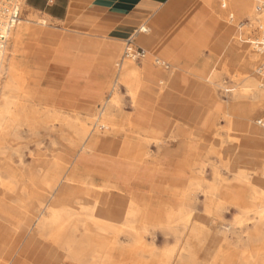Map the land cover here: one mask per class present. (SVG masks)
Returning a JSON list of instances; mask_svg holds the SVG:
<instances>
[{
	"label": "bare ground",
	"instance_id": "obj_1",
	"mask_svg": "<svg viewBox=\"0 0 264 264\" xmlns=\"http://www.w3.org/2000/svg\"><path fill=\"white\" fill-rule=\"evenodd\" d=\"M201 1L222 16H229V21L246 18L255 31L261 30L264 25V16L255 11L254 0H222L219 6L217 0ZM23 7L21 2L18 10ZM32 22L29 17L19 18L16 27L8 34L0 62V169L5 170L0 171V261L10 264L22 242L32 234L64 253L65 264H121L128 256L131 264H210L207 259L190 253L187 244H182L183 236L193 221L203 228L210 225L218 228L220 225L214 217L220 215L221 207L216 206L211 212L219 192L215 166H212L215 184L206 192L204 213L196 218H193L192 207L193 182L189 180L183 185L181 180L191 171L193 143L203 130L171 117L163 131L159 132L160 126L156 122L151 128L147 124L131 123L129 117L120 114L119 106L113 109L106 99L98 102L96 114L86 116V120L79 113H66L54 108L41 110L34 105V96L26 94L30 84L24 75L26 62L19 63L24 54L23 41L35 33L30 27ZM38 24L47 26L44 19H38ZM143 29L141 25L134 37ZM246 42L254 47L255 41ZM30 52L36 58L49 56L43 44L33 51L31 47H26L27 57L31 56ZM145 54L144 51V57ZM234 55L264 59V50H256L254 54L233 45L230 56ZM133 60L122 57L117 62L111 88L123 85L139 110L146 108L152 111L157 98L182 72L160 60L155 53H148L147 61L163 64L169 69L165 80L155 81L143 71L137 72ZM223 68L227 69V65ZM186 74L192 76L190 79L196 82L198 89L207 87L204 84L213 86L208 73L191 71ZM90 81L96 83L93 78L88 84ZM250 84L253 94L264 102V79L260 78L259 82L252 80ZM92 90L88 88L85 94H90ZM151 94L156 101L146 97ZM87 99L83 98L86 103ZM221 118L225 120V125L222 129L214 126L213 135L220 143L237 148L227 160V168L234 173L232 181L235 185L245 189L242 216L250 210L255 211L260 220V224L255 223L259 225L257 240L264 244V161L257 164L251 160L256 152L264 150V130L249 128L247 124L238 126L227 112H222ZM24 129L32 136L44 130L54 138L50 142L49 158L33 159L25 172H19L10 165L4 166L2 160L12 150L13 143L20 141ZM223 133H226L225 137ZM202 140L204 143L209 141L207 136ZM168 142L177 145V152L165 149ZM150 144L158 147L153 162L148 161L152 152ZM241 144L252 146L242 155L249 158V164L253 165L235 169L242 156L238 149ZM179 150L181 157L178 159ZM84 163H92L93 168L82 170L80 167ZM249 170L255 173L252 181ZM245 223L243 225H249ZM149 227L162 232L166 239H173V244L162 248L146 245L144 236L150 235ZM252 234L247 242L255 237ZM120 235L129 238L130 244H120ZM15 240L18 241L16 245ZM261 248L259 255H264ZM9 253H12L11 257L7 258ZM241 259L243 264H248L253 255L245 250ZM212 262L220 264L219 254Z\"/></svg>",
	"mask_w": 264,
	"mask_h": 264
},
{
	"label": "rangeland",
	"instance_id": "obj_2",
	"mask_svg": "<svg viewBox=\"0 0 264 264\" xmlns=\"http://www.w3.org/2000/svg\"><path fill=\"white\" fill-rule=\"evenodd\" d=\"M216 2L217 5L219 6V2L218 1ZM23 3H24V7L21 11H19L20 20L26 17L31 18L33 22L30 24V27L35 33L37 31L36 34L32 33V36L28 40L26 39L23 41L24 54L19 61V63L26 62V71L24 75L27 79V82L30 83L28 84L26 94L31 97L34 96L33 97L34 105L38 106V108H41V110L46 109L47 111H50L52 108H54V109H61L66 113L67 112L79 113L83 116V119L86 120L87 118L86 116L96 114L98 110L97 106H99L98 102L100 101L102 103V101L106 99L110 104H112L113 109L119 106L120 114L129 117L131 123H136V124L148 123V120L152 117L151 116L152 111H148L146 110V108H143V110L141 109L139 110L138 109L139 106L137 105V103L133 102L132 96H130V93L123 85H118L115 89L111 88V85L114 82L113 76L116 71L115 65L117 64V62L122 57L131 60V58L126 57L125 55V50L127 48L126 43L124 41H121L119 44L117 42V39L116 40L100 39V41L103 42H107V41L114 42L113 44L117 47L115 50L116 57H115V61L112 63L111 68L108 70L109 72L106 74V76H103V78L99 81V85L96 88H95L96 83L90 81V83L88 84L87 89L95 88L94 89L95 91L93 92L94 94L92 96L94 98L93 99L94 102L89 104L87 109H78V107L68 108L64 106V104H62L61 101L58 100V97H56L57 95L53 96L49 82L50 81L56 83L62 82L64 79L63 75H61L62 73L60 74V72L53 65H49L46 69H44L45 66H41L43 67V69H38L36 67L37 66L36 64L38 63L39 65L40 64L44 65V63H41V60L37 61V59H35V57L32 56L33 54L31 52H30L31 56L29 55L30 57H27L26 47L29 49L31 47L33 51L35 48L40 47V45L42 44L41 43L42 40L50 39L52 38L51 37L52 35H55V37L57 36V38L62 36L64 40L66 38L68 40L69 38L73 37L76 38L75 41L77 42H80L81 40H93V38L79 36L75 34L73 35L68 32L70 29L66 27H64L63 29L56 27L54 24L49 22L44 17L29 13L25 1ZM195 6H196V0H179L178 3L172 7L175 12L172 16L173 19L172 21L174 22L172 21L167 22L162 32L157 33L158 41L156 44H151L145 41L143 39L144 37L143 35L145 34H142L140 39L135 40L133 38L134 40L132 44H134V46L136 45L135 46L136 48H142L145 51L146 53L145 57L147 58L149 52H153V50L158 49L160 47V45H158L159 42L162 41L163 43H166L168 47L164 48L166 49L165 54L171 56L172 58H178L180 60L179 63L180 67H182L183 71H185L182 72L181 77L184 78H192V76L190 75H188L187 77L186 74L189 73L187 71H189L190 69H193L199 65H203V64L206 65V70L207 73L212 78L213 86L212 84L211 85L204 84V85L208 87L210 92V98L212 99L213 102L216 103V107H221L218 109V111H214V113L217 112L218 114L216 116L217 118L216 129H222V127H224L225 120L221 118V115L222 112L223 113L227 112L232 116L234 124L238 126L242 124H247L249 128L264 130V102L256 94H253L251 88L252 85L250 84L252 80H257L259 82L260 78L264 79V76L262 74L263 71L259 72L261 68L264 70L263 67L264 59L253 58L248 55H234L235 57L230 56L231 47L233 45H237L242 49H248L255 54L256 50L258 51V49L254 48L250 42L247 43L246 40L247 41L249 40L251 42L254 41L256 42L261 40L264 36V25L261 30L255 31L250 28L249 20H247L246 18H240V19L234 18V20L229 21V16H222L219 12L218 13L220 14V17L224 23L223 25L218 24L217 16L211 14H207L205 16L206 21L202 23L193 22L191 21L188 15H189V10H191L192 8L194 9ZM38 19L46 20L47 26L39 25ZM241 24L244 25L242 26ZM145 26H150V24H146ZM35 40L36 43H34ZM159 49L161 50V48ZM70 50H72L74 53L76 47H73ZM145 57L137 61L133 60L134 67L137 72L142 71L140 67L144 62V60H146ZM154 63L155 62H153L152 65L156 69H162L163 71H165V73L169 71L167 66L163 64H154ZM223 65H227V69L223 68ZM108 81L110 82L107 85ZM248 81L251 82L249 83ZM246 85L248 86V88H246L247 87ZM241 91L242 92L244 91L243 92L244 94ZM244 95H246V97H243ZM146 97H148L149 100L152 101H154L155 99L154 94L153 95L151 94L150 96L148 95ZM155 105L156 104H154V107ZM42 107L45 108L43 109ZM259 121H261V124L263 126L258 124ZM49 134L50 133L41 130L39 134H36L37 136L36 135L32 136L31 133L27 132L24 129L20 141H18L17 143H13L11 147L12 150H9V152L7 153L8 156L4 160H2L4 162L3 165L4 166L10 165L11 168L15 171L20 170L19 172H23V171L25 172L27 168L31 166L33 159L36 160L42 157L49 158L51 155L50 142L51 139L54 138L53 136L52 137L50 136L51 134L50 135ZM159 134L161 135V133ZM213 134L214 132H212L211 134H207L206 132L203 131L202 133L199 134V136H197L196 140H194L193 143L194 146L192 148V152L194 154L192 155V159L190 163L191 171H189L188 175L181 177L183 185L186 184V182H188L189 180L193 182V185L191 186V191L193 196L192 207L194 209L193 218L202 215V213H204L205 211L204 207H201L200 205L203 204L201 201L202 200L205 201V199L207 198L206 192L208 188L213 184H215L213 167H212L215 166L219 192L222 188L242 189L243 190L242 194L244 195L243 196L244 201L242 205L234 204L235 208L226 203L215 201L214 205H212L211 207V212L214 211L216 206L221 207L222 211L220 215L214 217V219L219 220L218 222L220 225L218 226V228H215V226L210 225L209 226L210 231H217V232L222 231L224 232V236H228L229 233L233 231L236 230L246 231L248 230V228H252V232L256 229L253 232V236H252V237L255 236L256 238L254 237L250 239L248 242L250 241L252 242V240L253 242H258L257 229L259 228V225L256 224H260L259 217L255 213V211L252 210L248 211L247 214L243 215L245 216V218L242 216L243 214L242 211L245 204V189L241 185L240 186L235 185V183L232 181L234 173L229 171L227 168V160L229 156L234 152V150L235 149L237 150V148L234 147V145H230L228 143H220L214 137ZM225 134L226 133H223V137L226 136ZM205 136H207V139L209 140L208 143H204L202 140V138ZM262 142L264 147V139ZM154 145L155 144H150V150L152 152L149 153V157H148L149 162L150 161L153 162V160L155 159L158 153V149H157L158 147H156V145L154 147ZM165 147H166L165 149H168L167 151L173 150L177 152V145L173 146L168 142ZM251 147L252 146L245 147L243 146V144H241L238 149L240 154L242 155L244 152H248V150L251 149ZM180 157H181V151H180ZM20 160H22L21 164H20ZM251 160H254L252 163L261 164L264 161V150L256 152L253 155V157H251ZM249 162H250L249 158H245L242 155L240 156L239 162L236 164L238 165V167L236 168L240 169L246 166H252L253 164H249ZM80 168L82 170L92 169L93 164L84 163L81 165ZM0 171L5 172L3 168L0 169ZM248 172H249L248 174L250 181L254 180L255 179L254 171L249 170ZM262 188L264 189V186H262ZM219 192L215 197V200L219 199ZM181 204H183L182 198H181ZM231 208L237 211L238 214L236 215V217H234L235 220L233 221V223H227L224 221L223 215L229 213V209ZM239 216H240V220H239L240 222L242 220L244 221L243 222L244 224L246 220L247 221L246 223L249 225H243L241 223L242 226H240L241 224L238 223L239 221L237 220L239 219ZM242 217L244 218V220ZM211 220L213 219L211 218ZM152 228L151 227L148 228L150 235L144 236V242L146 245H152V247L154 248H162L167 244L168 245L173 244L174 242L173 239L171 238L166 239L163 236L162 232H160L156 228L155 229ZM249 235L250 233L248 234V236ZM30 237L38 240L32 234L30 235ZM118 240L119 243L122 244L123 246H127L130 244L129 238H126L125 236L120 235L118 237ZM15 241H16L15 245L16 243L18 244V241L17 240ZM226 241H227L226 238L221 240V242H225V243ZM38 242L46 248V252L47 251L50 252L51 256L55 260V264H65L64 253L56 250L49 244H46L40 240H38ZM258 244L260 248L262 247L260 245H263L261 250L264 251L263 250L264 244L260 242H258ZM11 254L12 253H9V255H7V258L11 257L10 256ZM263 261H264V255H259V262H263ZM0 264H7V262L0 261ZM10 264H18V263L14 262L12 259V262ZM121 264H131L130 256L126 257L125 261H123Z\"/></svg>",
	"mask_w": 264,
	"mask_h": 264
},
{
	"label": "crops",
	"instance_id": "obj_3",
	"mask_svg": "<svg viewBox=\"0 0 264 264\" xmlns=\"http://www.w3.org/2000/svg\"><path fill=\"white\" fill-rule=\"evenodd\" d=\"M178 1L25 0L29 13L42 16L61 29L69 28L68 32L73 35L93 38V40L77 42L75 41L76 38L73 37L69 38L70 40L67 38L64 40L62 36L57 38V36L52 35V38L44 39L41 42L44 49L49 52V56L35 57L37 61L41 60V63H44V65L37 63L36 67L43 69L41 66H45L44 69H46L49 65H53L60 74L62 73L64 78L60 83L49 82L52 95H57L58 100L68 108L87 109L88 105L94 102L92 97L94 89L99 85L103 76L109 72L108 70L116 57L115 50L117 47L113 44L114 42H103L100 39H117L119 44L124 41L126 47L131 46L133 50H143L136 48L132 42L145 34L143 35L145 41L156 44L158 41L157 33L162 32L167 22L173 20L172 16L175 12L172 7ZM217 1L219 5L222 3L220 0ZM207 14L217 16V23L224 24L220 14L207 7L201 0H196V6L189 10L188 16L191 21L202 23L206 21L205 16ZM146 24H150V26H145ZM141 25L144 26V29L140 30L134 37ZM158 45H160L161 50L158 48L149 53H155L160 60L177 67L180 72H185L180 67L178 58H172L165 54L166 49L164 48H167L168 45L162 41ZM73 47H76L74 53L70 50ZM140 68L155 81H163L166 78V73L162 69H156L147 60H144ZM191 71L206 74V65H199L187 72ZM181 74L178 73L173 84L167 86L160 98H157L156 105L151 112L152 117L146 124L151 128L156 122L157 126H160L159 132H161L171 117H176L207 134H211L215 130L216 116L218 115L214 111H218L221 107H216V103L210 98L207 87L198 89L195 81L181 77ZM92 78L96 81L95 88L90 94H85L88 81ZM84 97L89 99L87 103L83 100ZM82 104L83 106H81ZM235 152L236 149L229 158ZM177 157L180 158V151H178ZM242 193V189L222 188L219 192V199L216 201L233 207L234 204L242 205L244 201ZM201 202L203 204L200 206L204 207V201ZM237 214L234 209H229V213L223 215L224 221L233 223ZM249 233H253L252 228H248L246 231L236 230L229 233L228 236H224L222 231H210L209 228L198 226L193 221L183 236L182 244L183 246L187 244L190 253L207 259L210 264H213L212 260L217 254L220 256V264H243L241 255L245 250L253 255V260L248 264H264V261L259 262V244L246 241ZM225 238L227 239L226 243L221 242ZM13 261L18 264L23 262L27 264H55L50 252H46V248L30 236L22 242Z\"/></svg>",
	"mask_w": 264,
	"mask_h": 264
},
{
	"label": "built area",
	"instance_id": "obj_4",
	"mask_svg": "<svg viewBox=\"0 0 264 264\" xmlns=\"http://www.w3.org/2000/svg\"><path fill=\"white\" fill-rule=\"evenodd\" d=\"M25 0H0V62L7 43L8 34L16 27L19 22V5ZM222 2V0H220ZM255 11L264 16V0H254ZM254 47L258 50H264V36L261 40L255 42ZM126 57H130L135 61L144 57V51L141 49L133 50L131 46H127L125 50ZM260 71L264 73L261 68ZM259 125L261 121L258 122ZM263 126V125H262Z\"/></svg>",
	"mask_w": 264,
	"mask_h": 264
}]
</instances>
